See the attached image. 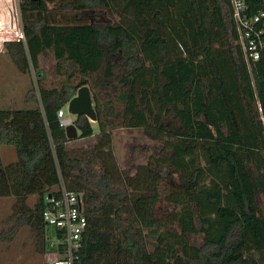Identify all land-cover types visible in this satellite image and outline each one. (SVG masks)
I'll use <instances>...</instances> for the list:
<instances>
[{
  "label": "trees",
  "instance_id": "1",
  "mask_svg": "<svg viewBox=\"0 0 264 264\" xmlns=\"http://www.w3.org/2000/svg\"><path fill=\"white\" fill-rule=\"evenodd\" d=\"M60 1L61 9L102 8L109 19L68 18L49 6ZM246 3L249 15L264 9V0ZM18 5L24 39L6 41L4 52L37 87L26 93L34 107H0V147L17 156L5 163L0 153V197L16 198L13 214L40 233L42 252L57 249V229L42 214L63 182L84 200V264H264V50L247 64L230 0ZM49 53L66 75L51 87L39 68ZM83 85L94 89L99 131L77 115L79 135L69 139L57 113ZM109 90L102 107L99 93ZM117 127L144 129L160 141L158 154L120 169ZM163 201L169 213L159 218Z\"/></svg>",
  "mask_w": 264,
  "mask_h": 264
},
{
  "label": "rangeland",
  "instance_id": "2",
  "mask_svg": "<svg viewBox=\"0 0 264 264\" xmlns=\"http://www.w3.org/2000/svg\"><path fill=\"white\" fill-rule=\"evenodd\" d=\"M60 1L57 4H49L54 10H59L58 13H63L66 17L78 15L79 18H92L96 16L100 20H108L109 14L104 9L100 8L96 11L88 9H73L70 7H59ZM18 4V1H17ZM16 10V9H15ZM1 19H0V37L8 35L13 30H21V15L19 11V5L17 6L16 13H14L15 24L17 28L13 29L9 26L6 9L2 5L0 6ZM57 61L54 56L49 53L46 56L41 55L39 57V68L45 71L44 84L48 87L58 85L61 80L65 78V71L58 73L56 70ZM119 72V70H118ZM80 78L76 75L74 81L76 82ZM35 81V75L25 74L19 72L14 65L13 61L4 52V49L0 51V107H20L22 105V98L27 91L32 87H37ZM35 83V84H34ZM94 93V89L91 90ZM111 94V96H109ZM115 93L111 90L107 92L99 93V102L102 107H107L110 98ZM110 98H109V97ZM95 105V99L93 97ZM115 108L120 109L119 102H114ZM75 119V115H72ZM95 129V132L99 131L97 121L90 120ZM94 138H82L77 141L69 143L70 149H80L92 146L95 142ZM160 141L150 138L142 128H128L117 127L112 130V146L115 159L120 169L132 172L133 167L146 164L153 154L156 152ZM3 160L8 163L14 160L15 155L11 148H2ZM16 160V159H15ZM170 183V182H168ZM37 199V195L29 196L27 201L30 205H33ZM16 198L14 196H2L0 197V234L4 237L0 241V264H49L47 257L48 253L42 252V237L40 233L32 229V227L14 216V204ZM167 202H161L156 207V215L159 218L167 216L169 213V207ZM199 241V239H196Z\"/></svg>",
  "mask_w": 264,
  "mask_h": 264
},
{
  "label": "built area",
  "instance_id": "3",
  "mask_svg": "<svg viewBox=\"0 0 264 264\" xmlns=\"http://www.w3.org/2000/svg\"><path fill=\"white\" fill-rule=\"evenodd\" d=\"M18 0H0V6L6 9L9 26L17 28L14 13L17 10ZM233 20L238 30V40L244 52L248 65L260 59L264 50V9H258L248 14L246 0H230ZM16 9V10H15ZM0 12V19H1ZM13 23V25L11 24ZM14 32L0 37V51L4 49L6 41L24 39L23 31ZM59 123L66 128L73 123V117L67 107L61 108L58 113ZM47 207L43 211V220L57 229V235L51 241L56 250L48 252L49 264H84L79 255L82 236L87 227L88 218L82 196L65 187L61 182L59 194L47 196Z\"/></svg>",
  "mask_w": 264,
  "mask_h": 264
},
{
  "label": "water",
  "instance_id": "4",
  "mask_svg": "<svg viewBox=\"0 0 264 264\" xmlns=\"http://www.w3.org/2000/svg\"><path fill=\"white\" fill-rule=\"evenodd\" d=\"M68 111L75 116L85 115L90 120L97 121L93 95L88 85H83L77 90V96L75 95L68 103ZM65 131L69 139H76L79 135L78 128L74 123L68 125Z\"/></svg>",
  "mask_w": 264,
  "mask_h": 264
},
{
  "label": "crops",
  "instance_id": "5",
  "mask_svg": "<svg viewBox=\"0 0 264 264\" xmlns=\"http://www.w3.org/2000/svg\"><path fill=\"white\" fill-rule=\"evenodd\" d=\"M22 100H23L22 105L20 107H18V108H32V107H34V103L26 102L25 92H24V97L22 98ZM3 147H9V148H11L12 152L15 155V158H14V160H15L16 157H17L16 156L15 148L13 146H8V145H3V146L0 147V153H1L2 158H3V155H2V148ZM14 160H12V161H14Z\"/></svg>",
  "mask_w": 264,
  "mask_h": 264
},
{
  "label": "bare ground",
  "instance_id": "6",
  "mask_svg": "<svg viewBox=\"0 0 264 264\" xmlns=\"http://www.w3.org/2000/svg\"><path fill=\"white\" fill-rule=\"evenodd\" d=\"M76 96H77V94H76ZM67 109H68V105H67ZM69 112V111H68ZM71 114V113H70ZM73 114H71V116H72ZM73 117V116H72Z\"/></svg>",
  "mask_w": 264,
  "mask_h": 264
}]
</instances>
